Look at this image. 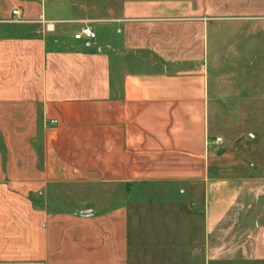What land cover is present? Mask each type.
Segmentation results:
<instances>
[{"label": "crops", "instance_id": "obj_1", "mask_svg": "<svg viewBox=\"0 0 264 264\" xmlns=\"http://www.w3.org/2000/svg\"><path fill=\"white\" fill-rule=\"evenodd\" d=\"M248 24L264 0H0V264H237L238 204L264 264V182L210 173L211 32Z\"/></svg>", "mask_w": 264, "mask_h": 264}, {"label": "rangeland", "instance_id": "obj_2", "mask_svg": "<svg viewBox=\"0 0 264 264\" xmlns=\"http://www.w3.org/2000/svg\"><path fill=\"white\" fill-rule=\"evenodd\" d=\"M210 48L211 177L217 181L254 177L264 182V30L251 24L223 28L211 32ZM105 188L106 194L112 192ZM258 215L253 208L236 205L217 227L212 244L217 254L229 247L237 264H253L249 253Z\"/></svg>", "mask_w": 264, "mask_h": 264}, {"label": "built area", "instance_id": "obj_3", "mask_svg": "<svg viewBox=\"0 0 264 264\" xmlns=\"http://www.w3.org/2000/svg\"><path fill=\"white\" fill-rule=\"evenodd\" d=\"M18 13V10H14L13 14L16 15ZM50 27V23L47 24ZM76 39H81L83 37H88V38H95L96 37V32L92 28L91 25L85 24L82 29L74 34Z\"/></svg>", "mask_w": 264, "mask_h": 264}]
</instances>
